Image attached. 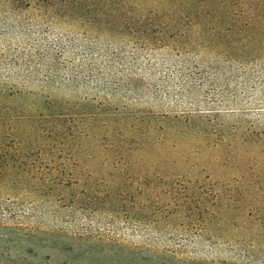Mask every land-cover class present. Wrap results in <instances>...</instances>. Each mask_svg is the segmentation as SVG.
<instances>
[{
  "label": "rangeland",
  "instance_id": "rangeland-1",
  "mask_svg": "<svg viewBox=\"0 0 264 264\" xmlns=\"http://www.w3.org/2000/svg\"><path fill=\"white\" fill-rule=\"evenodd\" d=\"M0 264H264V0H0Z\"/></svg>",
  "mask_w": 264,
  "mask_h": 264
},
{
  "label": "trees",
  "instance_id": "trees-1",
  "mask_svg": "<svg viewBox=\"0 0 264 264\" xmlns=\"http://www.w3.org/2000/svg\"><path fill=\"white\" fill-rule=\"evenodd\" d=\"M6 138L0 136V170H9L18 173V171H28L32 166L31 160L22 158L26 156L19 153L15 157L12 147L6 143Z\"/></svg>",
  "mask_w": 264,
  "mask_h": 264
}]
</instances>
